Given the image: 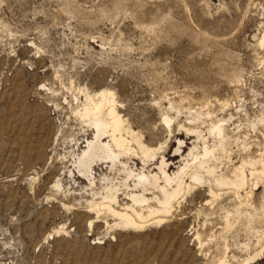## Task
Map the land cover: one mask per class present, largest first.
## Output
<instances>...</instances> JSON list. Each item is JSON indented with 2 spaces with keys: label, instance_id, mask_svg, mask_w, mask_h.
<instances>
[{
  "label": "rangeland",
  "instance_id": "374dc122",
  "mask_svg": "<svg viewBox=\"0 0 264 264\" xmlns=\"http://www.w3.org/2000/svg\"><path fill=\"white\" fill-rule=\"evenodd\" d=\"M262 34L264 0H0V264H217L223 255L246 264L264 245V174L237 194L213 187L212 198L206 183L195 185L166 222L135 231H108L102 218L87 227L83 203L62 204L91 198L87 182L68 174L84 139L78 151L70 141L93 137L74 112L100 88L114 93L125 127L161 147L152 172L160 156L176 170L177 139L183 155L200 151L193 130L215 149L208 163L217 173L259 158ZM218 119L221 145L207 133ZM130 161L141 168L139 157ZM121 172L94 166L96 179L105 176L97 200ZM247 264H264V251Z\"/></svg>",
  "mask_w": 264,
  "mask_h": 264
},
{
  "label": "bare ground",
  "instance_id": "6f19581e",
  "mask_svg": "<svg viewBox=\"0 0 264 264\" xmlns=\"http://www.w3.org/2000/svg\"><path fill=\"white\" fill-rule=\"evenodd\" d=\"M258 43L260 47L264 46V34L261 35ZM83 97V101L74 114L93 131V137L88 138L87 134L83 132L80 137L75 135L70 141L72 148L76 147L77 151L80 147V139H84L85 145L80 153L75 154L73 150L70 152L73 163L68 174L74 177L76 173L77 177L87 182L91 198L77 200L76 203L68 206L62 204V206L70 208L83 203L82 207L93 214L87 221V227L98 222L99 218L104 219L103 223L108 231L111 228L135 231L152 224L160 225L166 222L167 217L173 213L175 205L179 203L178 200L192 189L195 190V185L206 183L208 195L212 198L218 196L213 187L232 188L237 194L246 186L248 176L250 180L254 179L253 185L256 186L264 174V159L262 157L264 152L257 159H243L238 166L232 168L230 175L217 173L215 166L208 163L209 158L214 157L215 149L207 146L204 138L194 130L191 132L196 134V139L202 140L200 151H196V147L192 146L183 155L180 149L182 140L177 139L178 147L175 149V155L180 156V163L176 170L169 173L167 160L160 156L156 159V163H153L152 169L156 171L152 172L148 169L147 163L155 158L156 152L161 147L149 148V146H145L133 132L134 130L125 127L124 119L119 112L120 104L115 99L114 93L108 89L100 88L92 94L84 93ZM74 99L77 100L76 97ZM163 121L168 124L170 119L165 116ZM221 122L222 119H218L215 123L211 122L207 129L208 134L218 138L220 145L226 136L225 128ZM138 157L142 162L141 168L129 166L130 160ZM100 163L109 165L110 170H116L119 167L125 174V178L115 184L104 185V193L99 195L97 200L94 187H96L97 181L105 180L103 174L99 179H96L94 175V166ZM245 165L250 166L247 173L243 169ZM128 182L131 183L128 184ZM51 187L60 188L59 179H56ZM120 196L123 198L119 199ZM107 216L111 218L112 222L109 223L105 220ZM58 231L62 232V227L55 232ZM197 236L193 237V240L198 238ZM263 251L264 245L257 253L243 261L253 262L255 258L262 255ZM223 256V258L217 259V264H228L226 256Z\"/></svg>",
  "mask_w": 264,
  "mask_h": 264
}]
</instances>
